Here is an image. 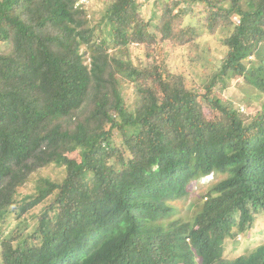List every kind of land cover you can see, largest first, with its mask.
I'll return each mask as SVG.
<instances>
[{"label":"trees","instance_id":"16d2710c","mask_svg":"<svg viewBox=\"0 0 264 264\" xmlns=\"http://www.w3.org/2000/svg\"><path fill=\"white\" fill-rule=\"evenodd\" d=\"M158 1L154 24L136 0H105L92 25L79 0H0V233L11 215L45 205L35 240L2 241L0 264H264V242L223 258L225 240L264 215V111L247 121L211 93L235 75L264 98V0ZM186 12L209 33L229 30L205 93L130 52L143 45L150 57L160 41H191ZM50 165L64 168L63 179L39 178L22 198ZM214 174L225 177L193 219H171L170 203Z\"/></svg>","mask_w":264,"mask_h":264},{"label":"rangeland","instance_id":"374dc122","mask_svg":"<svg viewBox=\"0 0 264 264\" xmlns=\"http://www.w3.org/2000/svg\"><path fill=\"white\" fill-rule=\"evenodd\" d=\"M79 3L85 6L89 20L92 25L100 24L105 12V0H83ZM137 9L140 12L144 23H156L162 15L163 2L158 0H136ZM183 9V8H182ZM199 9V8H198ZM179 9H175L173 13ZM198 14V13H196ZM204 16V15H203ZM182 27L191 32V41L185 45H177L170 41H160L154 51L150 52V57L144 51L145 46L134 44L130 46V52L134 61L156 60L164 65L170 73L181 75L189 89H195L198 92L205 93V88L210 85L213 75L219 68L225 47L221 45V40L228 36L229 30L223 27L217 28L214 33H209L206 28V20L203 17H192V14L186 12L183 14ZM237 23V19L233 20ZM103 28L101 26L100 30ZM151 28V27H150ZM152 31V29H150ZM6 45L0 44V51H5ZM82 52L85 54L84 47ZM88 64L89 56L84 55ZM252 58V57H251ZM254 58V57H253ZM252 58V59H253ZM254 60V59H253ZM212 96L229 102L247 121L254 118L260 111H264L262 95L248 84L241 77L229 75L226 87L222 84H216L211 88ZM124 95L128 105H132L134 96L130 85H124ZM116 146L121 145L120 137L115 134ZM68 157L75 161H80L79 151L73 150ZM64 177V168L50 165L38 170L31 178L30 183L21 189L22 198L26 195H32L36 192V181L39 178H46L51 181L60 182ZM225 177L223 174H214L209 178L199 181L191 189L188 197L170 203L174 208V215L171 219H181L191 221L195 214L196 204H199L201 196L213 184L219 182ZM45 208L42 204L27 215L17 218L11 215L9 222L3 226L0 233V250L2 241L21 247L24 242H33L35 225L34 221ZM264 242V215H256L252 224L246 227L242 232L235 233L232 237L225 240L223 245V258L232 260L242 254H245Z\"/></svg>","mask_w":264,"mask_h":264},{"label":"built area","instance_id":"2783aa9c","mask_svg":"<svg viewBox=\"0 0 264 264\" xmlns=\"http://www.w3.org/2000/svg\"><path fill=\"white\" fill-rule=\"evenodd\" d=\"M82 0H80V2H81ZM85 2V0H83V3ZM238 22V21H237Z\"/></svg>","mask_w":264,"mask_h":264}]
</instances>
